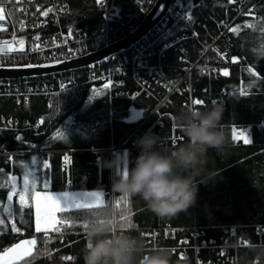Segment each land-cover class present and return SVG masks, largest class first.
<instances>
[{"label":"trees","instance_id":"1","mask_svg":"<svg viewBox=\"0 0 264 264\" xmlns=\"http://www.w3.org/2000/svg\"><path fill=\"white\" fill-rule=\"evenodd\" d=\"M138 1L142 0H110L111 17L117 22L111 23L115 32L111 41L123 37L143 20L129 22ZM143 1L146 8H150V0ZM68 3L69 14L36 29L19 28L14 9L4 7L7 17L0 20L3 27L0 42H28L37 36L91 31L105 24L104 10L97 7L96 0H68ZM236 8V0H190L189 19L179 20L153 43V47L158 48L173 37H186L183 42L188 64L196 60L201 64L213 61L229 68L228 75L210 78L193 69L187 78L191 92L171 94L170 102L161 108L164 113L162 124L155 122L156 115L144 125L139 121H127L133 105L150 110L167 95L165 88L158 84L152 83L143 89L130 70L107 85L85 83L86 68L34 79L0 81V84H34L74 78L81 83L73 90L56 94L51 104L40 94L32 95L28 102L0 96V117L8 123L18 121L20 125L18 131L5 130L0 135V221H3L0 224V253L22 240L35 239L37 243L32 254L18 264H84L82 250L87 243L88 229H83L81 223L93 220L94 213L100 209L114 211L117 231L141 237L146 245L145 253L167 249L173 264L184 261L186 264H244L245 257L251 258V245H264V0H256L254 17H237ZM233 28L235 32L231 31ZM212 44L207 56L204 55ZM129 55L130 50L109 58V61ZM182 55L179 50L170 48L163 56L155 57L152 63L158 65L159 59L165 75L178 80L183 75ZM126 91H141V94L135 99L117 96ZM148 91L150 95H147ZM189 97L193 101H202L199 105L193 104L194 109L204 110L213 103L223 106L221 126L231 147L224 156L210 151L208 168L218 171V181L207 187L200 185L197 205L188 213L161 219L149 211L139 197L124 201L123 195L114 191L113 201L105 199L103 208L61 212L62 232L51 233L47 238V233L35 231L34 209L22 208L18 194L12 201L13 222L2 212L8 195L9 176L21 177V161L29 160L31 156L36 157L37 174L43 173L51 191L68 187L111 191L120 172L115 166H104L106 162H112L109 149H117V156L127 153L128 169L134 166L140 154L136 140L145 133L160 136V146L165 149L184 143L186 138L176 125V115L192 107ZM245 128L250 143H244L243 138L233 139V130L236 133ZM19 151L21 154L18 155L5 154ZM98 159H101L100 164ZM114 161L119 163L122 157ZM20 188L21 183L18 192ZM31 194L32 191L26 198L29 204H32ZM121 214L125 220H120ZM13 225L18 232L13 230ZM225 229L235 231L227 235ZM168 230L175 233L174 238L166 237ZM228 236L231 239L229 245L224 241ZM180 240L186 250L185 258L179 254L182 250ZM238 240L243 245L235 248ZM245 241H249L248 244ZM224 245H227L226 252L222 254L220 249ZM256 264H264V261L258 260Z\"/></svg>","mask_w":264,"mask_h":264},{"label":"built area","instance_id":"2","mask_svg":"<svg viewBox=\"0 0 264 264\" xmlns=\"http://www.w3.org/2000/svg\"><path fill=\"white\" fill-rule=\"evenodd\" d=\"M156 0H150L149 5L151 6ZM190 0H177L172 7V13L170 17L162 19L161 22L139 43L133 46L130 50V55L122 57L118 60H106L104 62L87 67V81L85 83L91 84L94 82H101L105 85L120 78L126 74L127 70H130L133 78L135 77L138 82L141 83L143 89L150 87L152 83L161 85L165 88L167 95L160 99L157 105L149 111L142 109L143 116L139 120L144 125L155 115L157 116L156 123L162 124V118L164 113L161 112V108L170 102V96L173 93L183 94L185 91L191 92V87L187 82V78L191 76L193 69H196L199 74L206 75L208 78L224 76V72H229V68L226 64H215V62H204L200 63V60H196L193 63L188 64L186 59L187 51L184 46L183 40L186 37L176 36L160 45L158 48L153 47V43L161 39L166 32H169L175 25L171 23V19L177 17L183 20L189 19V6ZM256 0H236V11L238 16L254 17V6ZM97 7L104 10L105 24L91 31H70L63 34H53L47 37H39L29 40L28 42H0L6 43L8 50L6 52L0 51V65H24V64H35L54 60L68 59L85 54L89 51L100 48L101 46L109 43L114 35L112 22L117 23L111 17L110 0H96ZM2 7H11L14 9L15 17L17 20L18 27L36 29L47 25L50 21H55L60 16L69 14L71 12L70 4L68 0H4ZM51 9V11H48ZM149 8H146L145 2L138 1L135 6L134 13L131 14L129 22L138 23L146 15ZM48 11V15L44 16L43 12ZM227 22V21H226ZM115 25V24H114ZM125 25V24H124ZM231 24L227 25L230 27ZM212 44L209 48L204 51V55L213 47ZM155 46V45H154ZM175 48L179 50L183 55L181 57L183 72L182 78L178 80H171L168 78L163 70V66L158 59V65L152 63L155 57H161L164 53L170 49ZM207 56V55H206ZM205 56V58H206ZM74 78L68 80H58L57 83H27V84H14L11 82L0 84V96L13 97L16 101L28 102L32 95L40 94L45 97L49 104L54 100L56 94L73 90L80 86ZM141 94L138 92H120L117 96L126 98H135ZM150 91L147 95H150ZM189 100L193 102V99L189 97ZM186 106L187 103L185 102ZM190 105V104H189ZM193 108V103H192ZM20 125L18 121L6 122L4 117H0V135L5 133V130L18 131ZM115 148L109 149L111 155V161L118 159ZM2 154V153H0ZM10 156L21 154L19 152L5 153ZM101 159H98L100 164ZM69 188V187H68ZM71 189V188H69ZM8 192L14 193L12 185L8 186ZM106 199H114V191H104ZM56 230L52 233H61L63 230V223H59L55 226ZM235 230L232 229L230 232L225 229L227 235L233 234ZM51 233L47 234V238L50 237ZM175 233L172 230L166 232V237L174 238ZM230 237H225L224 241L227 245L230 244ZM242 241L238 240L234 247L237 248ZM248 244L249 241H245ZM182 240H180V257L185 258L187 256L185 247H182ZM227 245H224L220 249L221 253L224 254ZM208 262L207 264H209ZM197 264H203L201 262Z\"/></svg>","mask_w":264,"mask_h":264},{"label":"clouds","instance_id":"3","mask_svg":"<svg viewBox=\"0 0 264 264\" xmlns=\"http://www.w3.org/2000/svg\"><path fill=\"white\" fill-rule=\"evenodd\" d=\"M223 112L219 103L204 110H182L176 115V125L186 140L172 148H162V138L152 132L138 137L140 154L126 174L117 173L112 190L128 198L139 197L161 219L188 213L197 205L200 185L207 187L218 181V171L208 168L210 151L224 156L231 147L221 126ZM116 163L104 166L112 168ZM145 247L141 237L117 231L114 211L100 209L88 228L82 257L84 264H173L167 249L145 253ZM249 251L251 258L245 257L244 264L264 261V245L253 244Z\"/></svg>","mask_w":264,"mask_h":264},{"label":"snow or ice","instance_id":"4","mask_svg":"<svg viewBox=\"0 0 264 264\" xmlns=\"http://www.w3.org/2000/svg\"><path fill=\"white\" fill-rule=\"evenodd\" d=\"M4 0H0V4H2ZM15 2V0H13ZM48 11H51L49 9ZM48 11L43 12L44 16L48 15ZM5 9L4 7L0 6V20H3ZM251 26V25H249ZM231 31L235 32L236 29L233 28ZM36 39H39V36L36 37ZM22 42V41H21ZM224 75H228L229 73L225 71L223 73ZM194 105H199L202 103V101L194 100L192 102ZM239 136H243V133H239L238 136H233V139H237ZM244 143H250V140L247 138L244 139ZM32 165H36L37 161L35 158L31 161ZM46 166V165H42ZM124 173H127V169L124 170ZM29 176L32 177L31 181L29 180ZM12 189L14 191L15 189V177H12ZM40 182L43 187H47V181L44 179H41L39 176L36 175V169L33 168V170L29 173H26L24 175L23 179V192L20 194L19 202L21 207H28V208H34L35 209V231L36 232H43L48 233L50 230L55 231V226L61 221H58L56 218V213L58 212H66L70 208H76V209H91V208H103L105 205L103 203V197L100 193H81L72 195L69 192H63L60 196H52L48 194H43L42 192L35 191L37 182ZM32 190V200L34 203L29 204L26 200V196L29 192V190ZM82 196L85 199H79L78 197ZM13 199V195L8 194L7 200L11 202ZM124 201L128 200V197L123 196L121 198ZM119 201L116 202V206L119 207ZM9 215H11V212H9ZM79 219V218H78ZM126 217L121 214L120 220H125ZM3 221H0V224H2ZM94 223L93 220H84L81 223V227L85 230L89 228V226ZM123 227V225H121ZM13 230L19 231V229L15 228V225H13ZM37 241L35 239L31 240H24L20 243H17L13 247H9L3 251L2 254H0V262L2 264H18L19 261L24 260L26 257L30 256L32 254V248L36 245ZM183 258V257H182ZM68 259H71V257H68Z\"/></svg>","mask_w":264,"mask_h":264},{"label":"water","instance_id":"5","mask_svg":"<svg viewBox=\"0 0 264 264\" xmlns=\"http://www.w3.org/2000/svg\"><path fill=\"white\" fill-rule=\"evenodd\" d=\"M174 0H156L141 22L123 37L106 43L104 46L85 54L61 60L35 64L0 65V81L34 79L69 73L90 67L130 50L143 40L166 16ZM6 43L0 44V51L6 52Z\"/></svg>","mask_w":264,"mask_h":264},{"label":"rangeland","instance_id":"6","mask_svg":"<svg viewBox=\"0 0 264 264\" xmlns=\"http://www.w3.org/2000/svg\"><path fill=\"white\" fill-rule=\"evenodd\" d=\"M5 9V12H4V19L3 20H5L6 19V8H4ZM1 29H3V27H2V25H0V30ZM130 114H129V117L127 118V121L128 122H137V121H139L141 118H142V116H143V111H142V109L141 108H138V107H136V106H132L131 108H130V112H129ZM141 121H139V123H140ZM236 131V130H235ZM233 133H234V136H238V134L239 133H243V136H239L238 138H243V139H245V138H247L248 139V136H249V134H248V131H246V128L245 129H242V130H240V131H237L236 133L234 132V130H233ZM120 157H122V163H116V165H115V169H116V171H118V172H123L125 169H126V166H127V153L126 152H123V153H121V155H120V153L118 154V159H120ZM33 158H35L36 159V157L35 156H31L30 157V159L29 160H26V161H21V177H19L18 175H10L9 176V178H8V180H7V183H8V186L9 185H12V183H13V181H12V177L14 176L15 177V181H14V183H15V189H14V193H9L8 192V194H11V195H13V198H14V196L16 195V194H18V196L20 197V194L23 192V179H24V175L26 174V173H29V172H31L32 170H33V168H35L36 169V175L37 176H39L41 179H44L45 180V178H44V175H43V173H40V174H37V166L36 165H32V163H31V161H32V159ZM117 159V160H118ZM114 162V161H113ZM31 179H32V177L31 176H29V180L31 181ZM20 183H21V188H20V192H18L19 191V186H20ZM40 188H42V189H40ZM32 190L30 189L29 190V192H28V194H27V196H26V198H28L29 197V195H30V192H31ZM35 191H39V192H42L43 194H48V195H52V196H60L63 192H69L70 194H72V195H76V194H81V193H100L101 194V196L103 197V203L105 202V192L103 191V190H101V189H94V190H72V189H69V188H66V189H63V190H60V191H51V190H49L47 187H43L42 185H41V183L38 181L37 182V184H36V188H35ZM32 195H33V193L31 194V199H32ZM79 199H85L84 197H82V196H79L78 197ZM12 201H13V199H12ZM12 201L11 202H9L8 200H6V202H5V204L3 205V207H2V212L4 213V215L11 221V222H13V220H12ZM32 203H34V201L32 200ZM34 209V208H33ZM70 209H76V208H70ZM69 209V210H70ZM9 212H11V215H9ZM60 213L61 212H58V213H56V218H57V220L58 221H61V223L63 222L62 221V219L60 218ZM34 228H35V209H34ZM51 231V230H50ZM50 233H52V231L50 232ZM48 234V233H47ZM25 240H31V239H25ZM22 241H24V240H22ZM21 242V241H20ZM17 244V243H16ZM15 244V245H16ZM15 245H13V246H15ZM13 246H10V247H13ZM7 248H9V247H7ZM6 248V249H7ZM5 250V249H4ZM3 250V251H4ZM33 250H34V247L32 248V252H33ZM3 252H1V254H2ZM0 264H2V262H0Z\"/></svg>","mask_w":264,"mask_h":264},{"label":"bare ground","instance_id":"7","mask_svg":"<svg viewBox=\"0 0 264 264\" xmlns=\"http://www.w3.org/2000/svg\"><path fill=\"white\" fill-rule=\"evenodd\" d=\"M155 3V2H154ZM153 3V4H154ZM175 3H177V0H174L173 1V4H172V6H171V8H170V10H169V12L166 14V16L163 18V19H165L166 17H170L171 16V13H172V7H173V5L175 4ZM152 4V5H153ZM152 5L150 6V8L152 7ZM150 8H149V10H150ZM148 10V11H149ZM147 11V12H148ZM147 14V13H146ZM145 17V16H144ZM179 20H183L182 18H179V17H177L176 19H171V23H173V24H176ZM111 42V41H110ZM104 46V45H103ZM102 47V46H101ZM131 50V49H130ZM114 57V56H113ZM112 58V57H111ZM109 60V59H108ZM104 62V61H103ZM133 99H135V98H133ZM153 108H151L150 110H152ZM147 110V109H146ZM147 111H149V110H147ZM106 199V198H105ZM112 200V199H111ZM113 201V200H112ZM1 254V253H0Z\"/></svg>","mask_w":264,"mask_h":264},{"label":"crops","instance_id":"8","mask_svg":"<svg viewBox=\"0 0 264 264\" xmlns=\"http://www.w3.org/2000/svg\"><path fill=\"white\" fill-rule=\"evenodd\" d=\"M20 243V242H19Z\"/></svg>","mask_w":264,"mask_h":264}]
</instances>
